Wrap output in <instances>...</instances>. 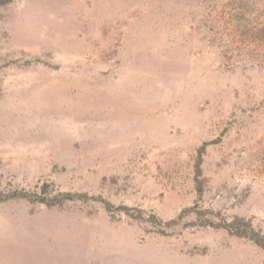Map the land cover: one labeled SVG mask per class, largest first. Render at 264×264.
<instances>
[{"label":"rangeland","instance_id":"374dc122","mask_svg":"<svg viewBox=\"0 0 264 264\" xmlns=\"http://www.w3.org/2000/svg\"><path fill=\"white\" fill-rule=\"evenodd\" d=\"M0 174L97 200L0 202V264H264V0L0 4Z\"/></svg>","mask_w":264,"mask_h":264},{"label":"trees","instance_id":"16d2710c","mask_svg":"<svg viewBox=\"0 0 264 264\" xmlns=\"http://www.w3.org/2000/svg\"><path fill=\"white\" fill-rule=\"evenodd\" d=\"M11 0H0L1 5H6ZM207 143L203 144L199 150V159L196 163L195 170V182H196V190L199 197L202 194L201 181L198 180L201 175L200 170V161L201 155L205 150V146ZM1 174H0V188H1ZM11 200H25L32 204H43L47 207L59 206L67 201H97L95 198L89 197L87 194H78V193H70V192H56L53 189V185L51 183H44L38 192H25L22 190H12L10 192L4 193L0 189V202H7ZM107 211H110L111 206L108 204L105 205ZM119 211L123 212L125 215H129L128 207H118ZM149 219H154L153 217ZM203 226H212L219 227L217 224H211V222H204ZM225 227L234 234L236 237L244 238L252 241L259 248L264 251V236L257 230H255L249 220L244 218L235 217L229 223L225 224Z\"/></svg>","mask_w":264,"mask_h":264}]
</instances>
